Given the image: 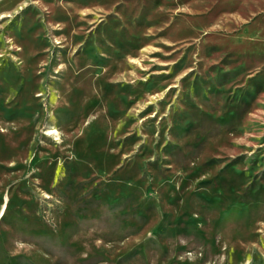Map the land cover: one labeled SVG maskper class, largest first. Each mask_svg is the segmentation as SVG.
Instances as JSON below:
<instances>
[{
	"label": "rangeland",
	"instance_id": "1",
	"mask_svg": "<svg viewBox=\"0 0 264 264\" xmlns=\"http://www.w3.org/2000/svg\"><path fill=\"white\" fill-rule=\"evenodd\" d=\"M0 264H264V0H0Z\"/></svg>",
	"mask_w": 264,
	"mask_h": 264
}]
</instances>
